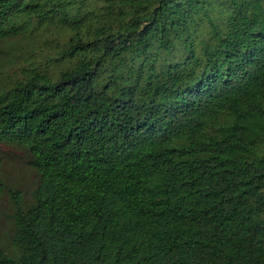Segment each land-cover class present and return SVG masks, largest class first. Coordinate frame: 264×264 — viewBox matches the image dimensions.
Listing matches in <instances>:
<instances>
[{
  "label": "trees",
  "instance_id": "obj_1",
  "mask_svg": "<svg viewBox=\"0 0 264 264\" xmlns=\"http://www.w3.org/2000/svg\"><path fill=\"white\" fill-rule=\"evenodd\" d=\"M0 145V264H264V0H0Z\"/></svg>",
  "mask_w": 264,
  "mask_h": 264
},
{
  "label": "rangeland",
  "instance_id": "obj_2",
  "mask_svg": "<svg viewBox=\"0 0 264 264\" xmlns=\"http://www.w3.org/2000/svg\"><path fill=\"white\" fill-rule=\"evenodd\" d=\"M0 165L6 182L13 187L20 188L24 192L23 203L26 202L34 177L21 151L0 145ZM12 212V203L6 194H2L0 196V246L7 250H10L9 241L13 231Z\"/></svg>",
  "mask_w": 264,
  "mask_h": 264
}]
</instances>
